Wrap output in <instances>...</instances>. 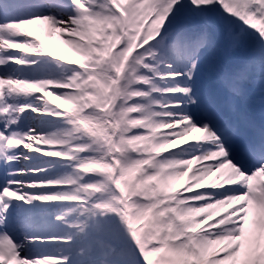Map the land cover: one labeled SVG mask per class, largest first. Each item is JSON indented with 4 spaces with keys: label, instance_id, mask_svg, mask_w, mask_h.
I'll use <instances>...</instances> for the list:
<instances>
[{
    "label": "snow or ice",
    "instance_id": "1",
    "mask_svg": "<svg viewBox=\"0 0 264 264\" xmlns=\"http://www.w3.org/2000/svg\"><path fill=\"white\" fill-rule=\"evenodd\" d=\"M0 264H264V0H0Z\"/></svg>",
    "mask_w": 264,
    "mask_h": 264
},
{
    "label": "rangeland",
    "instance_id": "2",
    "mask_svg": "<svg viewBox=\"0 0 264 264\" xmlns=\"http://www.w3.org/2000/svg\"><path fill=\"white\" fill-rule=\"evenodd\" d=\"M59 39V37H58V35L57 34H54V36H53V40H58ZM62 49H64V50H68V45H64V44H62ZM57 103H60V101H56Z\"/></svg>",
    "mask_w": 264,
    "mask_h": 264
}]
</instances>
